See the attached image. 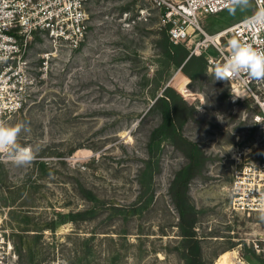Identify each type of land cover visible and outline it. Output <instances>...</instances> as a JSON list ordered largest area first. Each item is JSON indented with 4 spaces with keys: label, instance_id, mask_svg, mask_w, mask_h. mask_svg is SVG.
<instances>
[{
    "label": "rangeland",
    "instance_id": "rangeland-1",
    "mask_svg": "<svg viewBox=\"0 0 264 264\" xmlns=\"http://www.w3.org/2000/svg\"><path fill=\"white\" fill-rule=\"evenodd\" d=\"M251 3L201 25L224 28L255 11ZM87 13L78 48L40 35L29 45L36 86L4 124L26 126L17 143L35 158L17 167L0 153V264H187V252L219 264L227 250L264 264V213L233 212L229 195L233 150L264 162L251 100L214 80L203 58L188 60L183 45V61L171 63L159 11L144 0H90ZM165 87L182 125L150 146ZM189 142L204 159L187 184L195 240L184 247L170 187L190 162Z\"/></svg>",
    "mask_w": 264,
    "mask_h": 264
},
{
    "label": "built area",
    "instance_id": "built-area-1",
    "mask_svg": "<svg viewBox=\"0 0 264 264\" xmlns=\"http://www.w3.org/2000/svg\"><path fill=\"white\" fill-rule=\"evenodd\" d=\"M158 9L160 24L173 45H183L187 59L201 57L215 66L231 55L230 41L264 51V28L251 17L264 8V0H252L255 11L232 24L208 32L201 20L227 8V0H144ZM90 0H0V122L19 111L36 86L31 71L29 45L40 35L54 46L76 49L88 32ZM142 10V9H141ZM143 14V13H141ZM214 51L211 53L210 51ZM242 99L249 98L256 111L253 122L264 130V79L246 74L227 81ZM247 148L231 152L235 168L229 186L231 210L249 217L264 213V162H247ZM263 252L264 249L262 248Z\"/></svg>",
    "mask_w": 264,
    "mask_h": 264
},
{
    "label": "trees",
    "instance_id": "trees-1",
    "mask_svg": "<svg viewBox=\"0 0 264 264\" xmlns=\"http://www.w3.org/2000/svg\"><path fill=\"white\" fill-rule=\"evenodd\" d=\"M165 40V49L164 54L170 60L171 63L178 65L183 61V58L186 55V51H181L180 45H173L169 42L167 33L164 37ZM180 52L177 56L176 53ZM194 58V57H190ZM188 58V60L190 59ZM188 60L181 66V69L184 71H188L187 67L185 68ZM171 90L168 87H165L163 90V95L157 97L154 100V106L159 107L161 114V124L160 127L151 132L149 137V144L155 143L157 138H171L177 135L178 128L182 125V116L177 110L176 107H172L169 103V96L167 92ZM180 137V136H179ZM189 145V153L188 157L190 162L188 166H186L176 178L171 183V196L174 203V207L178 214V223L180 228V235L183 237V246H191L190 244L195 240L194 239V223L196 218V213L193 205L191 204L190 197L187 193L188 190V181L191 176L195 173L196 170H199L198 164L203 162L204 157L202 153L198 150L194 143H188ZM197 166V167H196ZM75 220L79 219L78 213L76 214ZM197 247L198 251V246ZM199 256L198 254L188 253L186 254V263L187 264H199Z\"/></svg>",
    "mask_w": 264,
    "mask_h": 264
},
{
    "label": "clouds",
    "instance_id": "clouds-1",
    "mask_svg": "<svg viewBox=\"0 0 264 264\" xmlns=\"http://www.w3.org/2000/svg\"><path fill=\"white\" fill-rule=\"evenodd\" d=\"M230 9L246 10L252 6L251 0H227ZM255 27L264 28V8L258 9L251 17ZM231 55L225 61L215 66L213 78L218 81H228L246 74L252 79H264V51H257L251 46L230 41ZM26 126L18 123L14 126H6L0 122V153H6L10 162L17 167L29 165L35 158L30 147H22L17 143Z\"/></svg>",
    "mask_w": 264,
    "mask_h": 264
},
{
    "label": "bare ground",
    "instance_id": "bare-ground-1",
    "mask_svg": "<svg viewBox=\"0 0 264 264\" xmlns=\"http://www.w3.org/2000/svg\"><path fill=\"white\" fill-rule=\"evenodd\" d=\"M231 262L235 264H245L237 258L236 250H227L220 255L219 264H231Z\"/></svg>",
    "mask_w": 264,
    "mask_h": 264
}]
</instances>
